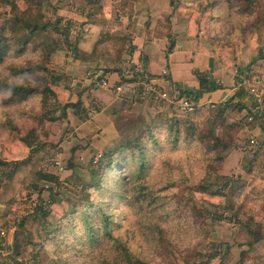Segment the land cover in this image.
<instances>
[{
    "label": "trees",
    "instance_id": "16d2710c",
    "mask_svg": "<svg viewBox=\"0 0 264 264\" xmlns=\"http://www.w3.org/2000/svg\"><path fill=\"white\" fill-rule=\"evenodd\" d=\"M43 1L0 0L4 17L0 33V61L11 54L16 56L26 54L21 65L11 67L9 75L0 79V90L8 94L6 103L12 105L30 96H37L40 111L33 114V117L39 124L65 118L68 109L73 110V113L79 117L84 113L80 94L77 101H71L73 92L70 76L47 66L46 63L51 60V55L58 50H63L66 45L73 58L90 59V56L84 54L85 51L79 49L78 38L70 40L69 26L62 22V17L58 16L54 22L45 19L42 13ZM101 1L85 0L89 5L100 4ZM181 1L170 0L169 2L170 5L176 6L177 2ZM195 1L197 11L201 15L198 23L203 27L202 33L197 34V51L216 55L225 65L226 70L231 73L244 72L251 77L242 62L237 63L242 42L217 44L209 39L207 43L209 49H207L203 45V40L207 37L205 28L207 19L210 18L209 15L216 4L225 2L230 7L235 6L241 14L248 15L257 9L261 0ZM167 37L169 39V35ZM114 38L110 39H117ZM126 38L124 36L118 40ZM99 42L101 40L94 44L92 54L96 52ZM173 46L174 41L168 42L166 54L172 51ZM133 48L134 46H129L128 54L132 53ZM123 52H126V49ZM33 53H37L41 60H36V57L34 59L27 57L28 54ZM124 62L120 53L113 66L95 69L94 72H101L96 81H100L104 74L113 71L122 75V81L137 80L138 75L132 63L128 65L132 76L123 77L121 65ZM193 74L200 81L198 92L189 93L195 98H199L206 91L223 87L206 72L193 69ZM32 76H37L39 79L29 78ZM248 99L250 102L246 101ZM230 107L238 111L245 109L244 117L248 118L250 115L252 117L250 121L247 120L248 123H255L264 130V94L259 98L254 97L247 84L239 85L231 98L216 103L213 108L207 107L191 113H181L182 118L175 110L157 109L152 121L143 130L132 138L118 142L114 148L101 154L90 170V182L79 184L81 198L75 203L63 200L55 191L50 192L49 203L44 206L43 198L38 195L41 203L38 205V210L42 219L53 217L56 224L52 229L47 230L45 221L41 223L46 231L41 241L15 239L12 244L14 256L23 255L25 245L34 247L39 245L40 249L32 257L35 264H147L140 254L130 248L128 239H123L117 233L120 231L121 222L126 221L128 217L127 210H123L119 215L116 214L112 211V200L110 202L104 200L102 195L110 196L113 201L129 202L131 205L140 203L142 200L133 192L137 189V185L148 189L147 193L151 189L141 182L148 177L151 170L152 161L149 156L158 154V157H161L167 150H176L180 143L186 141L191 142L196 139L202 141L212 163L221 164L230 150L235 147L233 134L239 126L238 122L225 125L224 115ZM209 115L212 120L207 126L201 128L196 120ZM9 117L3 122V125L10 129V136L7 143L0 147V167L5 169L0 172V182L13 177L18 157L29 156L36 151L35 145L40 144L39 141L36 142L35 127L23 132ZM253 161L254 159H251V164ZM212 163L209 164L210 171L216 170ZM210 171L194 185L189 186L193 191L204 194L209 206L213 208L208 209L205 215H209L213 221L225 220L232 223L237 228V233L243 238L238 243L239 246L252 247L259 241L264 242V177L255 175L253 168L248 167L247 179H240L239 176L217 175L218 181L213 184L208 176ZM37 174L40 179L59 185L57 175L50 172ZM172 183L170 182L171 185ZM153 204L152 200L148 201L147 212L155 210L157 215L158 208ZM188 204L187 202L186 206ZM144 211L140 209L134 213L141 216V212ZM187 211L191 217L202 219L205 210L196 209L192 202ZM165 215L168 217L169 213ZM24 223L23 219L18 226L23 228ZM153 227L159 240L166 244L168 253L166 264H222L221 247L225 250L230 248L229 244L210 242L207 244L208 250L203 252L196 249L203 241L200 240L193 244L194 248L190 246L187 251H179V248L164 235L158 223H155ZM196 228L202 234L205 232L199 225ZM14 256H6L8 264H12L11 260ZM4 263H6L4 260H0V264Z\"/></svg>",
    "mask_w": 264,
    "mask_h": 264
},
{
    "label": "rangeland",
    "instance_id": "374dc122",
    "mask_svg": "<svg viewBox=\"0 0 264 264\" xmlns=\"http://www.w3.org/2000/svg\"><path fill=\"white\" fill-rule=\"evenodd\" d=\"M169 1L102 0L100 4L89 5L85 0H44L42 13L45 19L52 22L58 16L62 17V22L69 26L70 40L78 38V47L81 45L82 48L88 49L85 51L79 48L85 51V55L90 56V59L85 61L110 67L116 64L121 53V59L125 61L121 66L128 67L131 64L128 50L129 46H134L133 37H137L139 41L148 31L168 34V42L174 41V36L181 35L191 37L197 44V34L202 33L203 27L198 23L201 15L197 11L196 1L182 0L177 2L176 6L170 5ZM209 17L205 25L207 37L203 40V45L209 49L207 45L209 39L217 44L242 42L237 63L242 62L251 77L259 78L264 84V0H261L257 9L248 15L241 14L235 6L230 7L225 2H221L214 6ZM3 20L0 7V33ZM150 27L154 29L150 30ZM124 36L127 37L125 40H118ZM112 37L117 39H110ZM98 40L101 42L96 52L92 54L91 51ZM124 49L126 52H123ZM25 55L11 54L0 61V79L9 75L11 67L21 65ZM68 56H71V52L68 46L64 45V49L52 54L51 60L46 64L50 68L62 71V61ZM27 57L41 60L37 53L28 54ZM220 64L226 69L222 62ZM97 68L96 66L91 70ZM29 78L39 79L37 76ZM235 87L237 91L238 86ZM72 92L75 93L73 87ZM7 97L8 94L0 90V147L7 143L10 136V129L3 125L9 114V118L17 123L23 132L35 127L36 142L39 141L40 144L35 145L36 151L29 156L18 157L13 177L0 182V260H4L6 262L4 264H8L6 256L15 255L12 245L15 239L41 241L46 232L41 223L45 221L47 230L52 229L56 224L53 217L42 219L38 210V205L41 204L38 195L43 198L44 206L49 203L50 192L55 191L63 200L75 203L81 198L79 184L90 182V170L101 154L114 148L118 143L104 145L105 139L88 140L79 137L75 132V122L71 123L68 118L70 115L71 117L75 115L71 109L67 110L65 118L39 124L33 117V114L40 111L37 96H30L14 105L6 103ZM87 99L89 106L87 110L83 107L84 117L95 108L94 104H91L95 99H90V96ZM155 111L149 114V121L137 134L152 121ZM245 114L246 112L241 115L233 107L225 112V125L238 122L239 126L233 134L235 147L230 150L221 164L212 163L202 141L197 139L186 141L180 143L176 150H167L161 157H158V154L149 156L152 161L151 170L148 177L141 182L151 189L147 193L148 189L137 185V189L133 192L142 200L140 203L131 205L129 202L113 201L110 196L102 195L104 200L109 202L112 200V211L116 214L119 215L123 210H127L128 217L126 221L121 222L120 231L117 233L123 239H128L130 248L140 254L147 264H166L168 261L166 244L159 240L153 227L155 223L160 225L164 235L179 248V251H187L190 246L194 248L193 244L203 240L196 248L203 252L208 250L207 244L210 242L230 245L232 261L224 264H234L235 259H239L243 264H264V257H261L257 244L263 241L255 243L252 247L239 246L238 243L243 238L237 233V228L225 220H211L205 212L213 208L209 206L205 195L189 188L208 174L210 163L216 167V170H211L208 175L213 184L218 181L217 175L227 176L229 173L230 176L237 177L240 176L236 174L240 169L246 176L247 168L254 167L256 159L261 154L260 145L263 139L253 136L256 144L248 149V144L253 143H250L251 137L246 130L248 121L247 116L244 117ZM180 118H182L181 113ZM211 120L212 117L209 115L198 118L196 122L204 128ZM240 152L242 155H238ZM251 159H254L253 164ZM1 169L2 167L0 172L5 170ZM38 172L57 175L59 185L40 179ZM170 182H173L172 185ZM150 200L152 204L154 203L153 206L158 208L157 215L155 210L147 212ZM187 202L188 206H186ZM192 202L196 209L205 210L202 219L191 217L187 211ZM140 209L145 210L141 212L142 215L140 214L143 217L134 213ZM166 213H169L168 217ZM23 219L24 227L20 228L18 224ZM194 223L196 224L193 226ZM197 225L205 231L203 234L198 231ZM25 248L23 255L12 258V264H35L32 257L40 246L25 245ZM225 251L224 247H221V258ZM224 259H228V255Z\"/></svg>",
    "mask_w": 264,
    "mask_h": 264
},
{
    "label": "crops",
    "instance_id": "0c3cea01",
    "mask_svg": "<svg viewBox=\"0 0 264 264\" xmlns=\"http://www.w3.org/2000/svg\"><path fill=\"white\" fill-rule=\"evenodd\" d=\"M149 29L154 28L150 27ZM167 36L168 34H160L159 32L157 34L154 31H148L139 41H137V37H133L132 44L135 49L128 57L129 62L139 65L145 75L165 90L176 88L188 94L198 92L200 81L193 74V69H197L200 72L210 74L214 80L223 85L221 89L202 93L200 99L221 103L235 94V86H238L242 81L244 72L239 74L227 72L221 66L216 55L197 51L196 42L188 36H174L173 49L166 54ZM79 48H82V46L80 45ZM85 51H88V49H85ZM96 66L100 69L106 68L102 64L97 65L96 62L75 59L72 56H68L62 61V71L70 76L71 86L75 92L71 97V101H77L78 94H80L82 106L86 109L89 106L86 101L88 100L87 97L90 96V99H95L91 103L94 104L95 108L87 113L86 117L83 114L81 117L77 115L71 117L70 115L68 118L71 123L75 122V132L81 138L84 137L88 140L105 139L106 143L104 142V145L126 140L130 136L136 135L140 128L149 121V114L151 115L155 110L163 108L162 104L154 96L141 93L133 84V81H122V75L116 71L104 74L101 79L108 80L110 84H121L122 90L116 92L112 87H103L100 81L95 80L101 72L91 70ZM122 69L123 77L130 78L132 76V72L128 67L123 66ZM163 69L167 71V74H162ZM246 101L250 102L249 99ZM238 112L244 115L246 110ZM246 130L249 131L250 141L254 140L253 136L260 138V140L263 139L260 145L261 154L254 163L253 173L264 177V130H261L255 123H247ZM255 144H248V149ZM238 155H242V152ZM241 171L239 169L236 174L240 175V179H247V173L245 176ZM227 175L230 176L231 174L227 173ZM257 244L263 258L264 243ZM227 255L228 259H224ZM231 261L230 247L222 257V264ZM234 264L243 263L239 259H235Z\"/></svg>",
    "mask_w": 264,
    "mask_h": 264
},
{
    "label": "built area",
    "instance_id": "2783aa9c",
    "mask_svg": "<svg viewBox=\"0 0 264 264\" xmlns=\"http://www.w3.org/2000/svg\"><path fill=\"white\" fill-rule=\"evenodd\" d=\"M134 71L137 73V80L133 81V84L137 89L143 94H148L154 96V98L162 104V106L175 110L179 113H191L197 109L203 108H213L216 103L210 101H204L200 98H195L188 93H184L179 89L173 88L171 90H165L158 86L154 81H152L139 65H135ZM249 72V71H248ZM162 74H167L165 69L162 70ZM100 74L96 77V79ZM95 79V80H96ZM103 87H112L116 92L122 90L121 84H110L108 80H100ZM247 84L249 86V91L254 97H260L264 94V84L262 80L256 77H248L247 73H244L242 81L239 83ZM238 85V86H239ZM254 111V110H253ZM255 113V112H253ZM252 119L251 115L247 118L248 121ZM255 143L254 140L250 141Z\"/></svg>",
    "mask_w": 264,
    "mask_h": 264
}]
</instances>
